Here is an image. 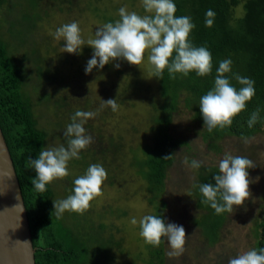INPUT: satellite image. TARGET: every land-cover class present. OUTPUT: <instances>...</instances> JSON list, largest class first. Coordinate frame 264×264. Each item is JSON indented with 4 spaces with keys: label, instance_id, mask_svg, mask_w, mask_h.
Here are the masks:
<instances>
[{
    "label": "rangeland",
    "instance_id": "374dc122",
    "mask_svg": "<svg viewBox=\"0 0 264 264\" xmlns=\"http://www.w3.org/2000/svg\"><path fill=\"white\" fill-rule=\"evenodd\" d=\"M65 1L41 0L40 6L33 8L30 0H6L5 9L0 11L2 37L11 46H15L13 52L18 58L29 56L27 46L32 43L41 46L42 53L45 54L43 64L50 70V79L42 81L39 100L34 92L37 84L33 72L30 73L33 75L28 79L27 88L36 96L32 103L39 127L50 134L46 148L66 143L65 137L58 134L60 131L55 132V123L59 121V117L67 118L64 130L72 122L70 113L60 114L59 111L64 106L66 110L97 113L84 125L86 133L92 136L93 143L82 150L80 155L84 153L87 162L91 160V164H100L105 168L107 179L102 184V195L90 202V208L83 215L65 212L63 218L69 223L80 224L86 231L90 230L93 237L100 239L105 234L108 237L113 233L117 240L125 239L119 249L113 250L115 260L111 264H142L148 249L139 234V220L145 215H151L154 210L149 202L152 194L141 177L130 167V161L137 149L152 140L151 119L155 112L149 99L160 96L158 82L151 76L148 52H145L144 61L138 66L126 61H115L105 65L103 69L94 68L90 74H85L93 49L85 44L80 54L63 52L64 41L55 39L54 33L64 24L77 22L82 38L87 41L94 38L96 30L105 24L100 16H111L118 20L121 7H127L129 12L134 11L139 15L147 13L143 12L142 0H93L92 3L88 0H72V3ZM95 9L98 10L97 13ZM26 11L30 14L38 13L41 18L30 31L23 24ZM47 49H55L56 52H49ZM115 63L120 64L119 69L114 67ZM26 69H32V61L26 65ZM120 69L124 72L119 73ZM109 98L115 99L119 105L116 111L102 106L103 100ZM202 129L203 126L194 121L190 108L182 102L174 114L171 133L186 141L187 145L174 152V162L168 170L162 200L167 204L164 210L165 220L183 225L187 236L185 250L179 257L170 258L167 255L170 248L164 241L166 264H228L229 258L254 249L259 225L264 219V129L249 138L247 144L237 137L220 140V152L209 147L202 135L205 128ZM225 153L254 161L256 167L248 169L252 195L243 206L229 213L221 230L220 241L211 246L196 225V220L201 215L196 206L197 200L188 189L195 184L199 170L192 169L183 161L187 157L189 162L195 159L202 161V166L218 168ZM87 168L84 163L83 170L78 168V171H83V175ZM68 170L67 177L52 182L55 201L70 195L66 190L71 188L74 181L71 177L76 178L77 169L69 163ZM133 217L138 222L136 225L131 224ZM101 223L109 226L104 234L97 228ZM112 224L116 228L111 230Z\"/></svg>",
    "mask_w": 264,
    "mask_h": 264
},
{
    "label": "trees",
    "instance_id": "16d2710c",
    "mask_svg": "<svg viewBox=\"0 0 264 264\" xmlns=\"http://www.w3.org/2000/svg\"><path fill=\"white\" fill-rule=\"evenodd\" d=\"M30 2H33V8H37L41 0ZM88 2L92 3L93 0ZM173 2L177 8L176 16L191 17L195 28L189 39L194 46H203L209 50L213 67L211 74L204 77L190 72L186 77L177 73L173 79L165 69L160 79L155 78L160 96L157 99H149L155 112L151 119L152 140L134 152L130 167L141 177L148 186L147 190L152 194L149 202L154 211L151 215H161L164 219L167 204L162 200V196L165 193L168 170L174 162V152L187 145L186 141L174 137L171 133L174 114L184 102L193 113L194 121L203 126L199 108L200 98L213 88L216 70L221 61L225 59L232 61L231 72L226 74L231 84L237 89L241 87L234 78L235 74L249 78L254 82L255 95L247 102L246 109L234 117L230 127L216 128L211 132L205 128L203 138L213 151L220 152L222 150L219 146L220 140L227 137L252 138L264 129V0H173ZM5 3L7 4L6 0H0V11L5 9ZM208 10L215 13L210 27L205 24ZM97 11L95 9L96 13ZM100 18L105 24L117 20L111 16ZM39 19L41 18L38 13L27 12L23 24L30 31L37 26ZM20 41L24 43L22 38ZM27 47L29 56L18 58L13 52L15 46H11L3 39L0 28V126L24 197L33 245L36 249V264H111L115 260L113 250L119 249L125 239L117 240L113 233L108 237L105 234L99 239L93 237L90 230L86 231L80 224L69 223L63 216L58 219L53 208L56 199L53 184L47 185V191L42 193L37 192L31 184V179L36 174L33 169L26 166V158L29 155L33 159L38 158L40 151L47 147L50 138L48 131L39 127L32 101L34 97L37 96L38 99L40 96L42 81L50 79V70L43 64L46 58L41 46L32 43ZM47 51L56 52L55 49ZM30 61L32 69L28 71L26 65ZM32 72L36 77L37 85L34 91L37 93L36 96L27 88ZM183 95L185 97L182 98ZM256 109L260 110V118L252 128H249L247 121ZM76 111L77 109L66 110L64 106L59 112L60 114L68 112L73 116ZM58 120L55 123L56 127L54 126L57 128L55 132L60 131L58 134L64 137V121H67V118L61 116ZM64 145L66 146V143ZM166 156L170 157L164 158ZM85 158L86 155L82 153L80 159L69 161L77 169L79 176L83 171L79 172L78 168L82 169L84 163L88 167L91 165V160L87 162ZM198 170L195 184L190 185L188 189L197 200L196 206L201 215V218L196 220V225L207 242L214 246L221 239V230L229 213L217 215L208 204L202 203L204 198L199 188L194 187L203 183L214 184L213 177L218 174V168L202 166ZM76 178L71 177L72 180ZM73 187L72 182L71 188L66 190L70 195ZM112 225L111 230L116 228L114 224ZM97 228L103 234L105 230H109V226L102 223ZM261 248H264V219L259 225L254 249ZM147 249L148 254L145 259L143 258L142 264H166L164 242L159 247L147 245Z\"/></svg>",
    "mask_w": 264,
    "mask_h": 264
},
{
    "label": "clouds",
    "instance_id": "9594fccd",
    "mask_svg": "<svg viewBox=\"0 0 264 264\" xmlns=\"http://www.w3.org/2000/svg\"><path fill=\"white\" fill-rule=\"evenodd\" d=\"M142 6L147 13L145 15L129 12L127 7H121L119 19L98 28L94 38L87 41L82 38L77 22L57 28L54 38L63 39V52L69 54H80L85 44L93 49L85 74H90L94 68L103 69L105 65L115 61H126L138 66L144 61L146 51L152 77L160 79L165 69L173 79L177 73L185 77L190 72H195L200 77L211 74V53L206 47L194 46L189 39L195 28L190 16H176L177 8L173 0H142ZM214 15L212 10L206 12V26L213 24ZM231 65L230 59L220 62L213 88L200 98L203 129L206 128L209 132L216 128L230 127L234 117L246 109L247 102L255 95L254 82L249 78L235 74L234 78L241 87L237 89L231 84L226 76L231 72ZM114 67L119 69L120 64L115 63ZM102 106L111 107L113 111L119 107L112 98L103 100ZM259 112L256 109L251 113L247 121L249 128L258 122ZM96 114L77 110L63 133L66 146L44 148L36 159L31 155L27 156L26 166L36 174L31 179V184L37 192L47 191V185L69 175V161L80 159V152L93 143V138L86 133L84 125ZM242 139L246 144L249 143L248 137ZM183 162L192 169H199L203 164L195 159L189 162L187 157ZM255 167L254 161L247 157L225 153L218 163V174L213 177L215 183H203L194 187L199 188L204 198L202 203L208 204L217 215L232 213L251 197L252 181L248 169ZM106 179L105 168L100 164H91L85 174L73 181L72 194L53 202L56 217L61 218L65 212L83 215L90 208V202L102 195V184ZM137 223L133 217L131 224ZM139 227V234L145 244L159 247L166 241L170 248L167 252L170 258L183 254L187 236L183 225L167 222L161 215H145L139 220ZM228 264H264V248L250 249L231 257Z\"/></svg>",
    "mask_w": 264,
    "mask_h": 264
},
{
    "label": "water",
    "instance_id": "95a60500",
    "mask_svg": "<svg viewBox=\"0 0 264 264\" xmlns=\"http://www.w3.org/2000/svg\"><path fill=\"white\" fill-rule=\"evenodd\" d=\"M7 187L11 192L9 198L13 200L14 205L10 208L7 206V202L5 207L1 208V214L5 217L3 221L8 229L6 238L9 235V239L3 237L0 240L1 243L6 240L4 244L7 243L6 247L10 249L7 250L10 252L9 255L7 254V263L9 259H13L12 264H36V249L33 245L24 197L8 144L0 126V198H2V203L6 198ZM8 214L12 216L11 219H8ZM4 251L1 250L0 253ZM4 261L5 258L0 255V264H3Z\"/></svg>",
    "mask_w": 264,
    "mask_h": 264
},
{
    "label": "bare ground",
    "instance_id": "6f19581e",
    "mask_svg": "<svg viewBox=\"0 0 264 264\" xmlns=\"http://www.w3.org/2000/svg\"><path fill=\"white\" fill-rule=\"evenodd\" d=\"M10 190L8 189V187L6 188V193L7 194H5V200H4V202L2 203V198H0V240H2L3 239V237L5 238V239H9V235H7V238H6V232L8 231V229H7V227L5 226V223H4V221H3V218H5L2 214H1V208L2 207H5V205H6V203H7V206H9L10 208H12V207H14V205H13V200L11 199V198H9V195L11 194V192H9ZM12 218V216L10 215V214H8V219H11ZM12 221V220H11ZM6 228V229H5ZM5 230V232H3ZM5 235V236H4ZM6 242V240L5 241H3L2 243L0 242V251L2 250V251H4L3 253L1 252L0 253V255H1V257L3 258H5V261H4V263L3 264H12V260L13 259H9L8 260V263H7V254L9 255L10 254V252H7V250H10V249H7V247H6V245H7V243H6V245L4 244ZM13 264H15V263H13Z\"/></svg>",
    "mask_w": 264,
    "mask_h": 264
}]
</instances>
